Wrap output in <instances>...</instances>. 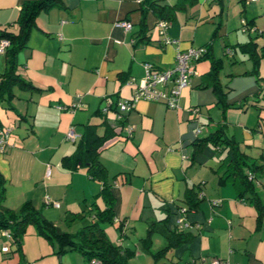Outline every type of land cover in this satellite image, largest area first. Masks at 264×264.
Wrapping results in <instances>:
<instances>
[{
	"label": "crops",
	"instance_id": "crops-1",
	"mask_svg": "<svg viewBox=\"0 0 264 264\" xmlns=\"http://www.w3.org/2000/svg\"><path fill=\"white\" fill-rule=\"evenodd\" d=\"M20 1L0 0V27H14ZM260 2L264 4V0ZM231 10V14L220 10L215 0L183 2L167 19L164 32L172 38L167 42L160 40L154 27L157 14L149 9L143 19L149 39L141 37L137 0H61V5L38 10L26 45L16 53V70L39 88L14 87L13 108L0 100V129L10 126L9 130L5 128V143L0 149V173L7 181L3 203L16 208L29 199L59 227L78 226L81 220H72L84 214L100 182L87 176L83 165L71 170L61 165V155L71 152L75 144L65 136L67 128L77 135L84 121L94 122L97 132L104 130L103 118L116 123L113 109L117 100L132 92L125 79L142 74V61L169 64L176 48L207 40L217 21L209 51L221 56V62L226 61L218 73L226 86L225 99L251 94L257 84L254 75L244 71L250 66L249 59L237 48L231 57L221 50L222 44L243 41L248 36L235 25L234 7ZM117 19L127 20L129 27L116 25ZM253 23L257 26L255 17ZM4 66L2 50L0 70ZM207 67V57L196 61V72L180 88L177 107L142 97L133 99L124 122L116 124L113 135L99 148L98 156L115 194L113 223L116 218L122 219L120 241L128 245H133L130 239L144 233L150 220L154 226L162 223L165 233L174 216L173 200L189 183L203 181V197L187 212V218L198 226L190 241L171 248L175 262L203 264L216 255L224 257L226 264H264V215L255 226L254 206L237 197L232 184H216L212 168L215 153L208 145L190 161V141L195 134L211 129L220 115L211 88L198 85L200 72ZM257 74L264 75V58L259 59ZM255 96L248 97L243 107L225 108V128L239 146L243 143L240 147L245 152L264 162L262 151L255 154L256 126L259 118L264 119L260 108H255L259 104V96ZM72 102L77 105L69 108ZM126 124L130 133L123 137ZM236 129L243 140L235 136ZM123 170L128 171L127 177L122 176ZM255 188L264 200V172L257 175ZM45 195L55 199L57 205L45 201ZM211 197L219 198L212 207L208 202ZM95 203L101 206V199L96 197ZM113 223L106 224L104 230L116 240L118 231ZM1 230L0 264H83L74 249L52 252L53 246L32 226L26 225L19 252L7 249L12 244ZM133 243L138 245L137 240Z\"/></svg>",
	"mask_w": 264,
	"mask_h": 264
},
{
	"label": "trees",
	"instance_id": "trees-1",
	"mask_svg": "<svg viewBox=\"0 0 264 264\" xmlns=\"http://www.w3.org/2000/svg\"><path fill=\"white\" fill-rule=\"evenodd\" d=\"M192 1L193 0H173L172 2H167L159 0H137L141 12V37L149 39L143 29L144 15L148 9L157 14V19H163L167 22V19L173 16L177 7L182 5L183 2ZM215 1L219 4V9L222 10L225 5L223 0ZM238 1H240L241 5L239 8L238 27L241 31L247 33L248 36L243 41L222 44L221 50L222 54L230 55L231 57L234 49L237 48L245 54L246 58L249 59L250 66L249 68L244 69V71L252 73L257 84L251 94L243 95L238 99L231 101L225 99L226 86L220 81L218 75L222 64V58L219 55H213L209 51L210 42L219 25L218 21L212 28L207 40L204 42L191 44L183 48H176L173 53L172 61L169 64L158 66L149 60L144 61L150 62L151 66L156 69L171 68L169 75L166 76L162 82H155L153 86L163 90L165 95H169L171 93L170 88L176 87L179 78V70L174 67L177 62L175 56L176 50L187 51L189 48L192 49L191 52L186 53L183 60L184 65L182 72L185 80L183 85L189 83L191 75L196 72V61L203 57L208 58V67L200 72V81L198 82V85L209 86L211 88L215 97V102L220 107V115L211 129L200 135L195 134L190 141V161L197 152L201 151L204 146L208 145L212 152L215 153L214 157L216 164L212 166V168L214 167L213 170L215 173L216 184H232L235 188L237 197L245 199L254 206L255 226H258L264 215V200L259 196L255 185L257 182V175L264 172V162L257 160V157L245 152L239 146L238 141L225 128V108L229 105H234L236 107L247 105V98L250 96L254 97V95H256L255 98L258 97L260 93H262L264 87V75L257 74L259 59L264 58V40L257 43L255 39L257 34L264 35V30L260 28L258 29V26L253 23V15L247 16L245 14L244 6L246 3H249L250 0ZM51 5H61V0H21L14 19V27H0V37H4L8 40L3 47L5 66L0 70V100H4L5 106L13 108L11 98L15 95L13 90L14 87H17L18 89L39 88L16 70V53L21 47L26 45L28 32L30 28L35 25L34 17L38 10L47 8ZM158 34L162 42L172 40V38L168 37L165 32L164 34L167 36V40L163 39L161 33ZM183 85L179 87L173 104L166 103L161 96L157 99H145L158 100L165 106L177 107L179 105L178 99L180 88ZM121 99L117 100V108L115 107L116 109H113L116 114V123H111L110 121H106V118H103L102 121L105 124L104 130L102 132H97L94 122L84 121L80 132H78L77 135L74 133L75 137L73 136V138H69L74 139L75 141L73 150L68 153H63L60 158V163L63 167L71 170L79 165H83L87 176L96 178L100 182L99 188L93 194L87 208L85 207L83 210V213L89 217L88 221L79 224L73 229H65L59 227L51 219L43 215L40 208L33 206L29 199L21 201L16 208L5 205L2 199L7 181L0 173V229L6 231V236L9 240L8 243L12 244V246L7 249L10 250L11 248V250L20 251L21 236L25 231L26 225L31 223L34 232L41 235L47 242H49V244L53 246L52 252L56 254L69 249H74L80 253L83 259V264H90L89 261L93 259L101 264H130L128 262V256L133 254L135 247L123 244L120 241L121 230L119 228L123 221L121 218H116L117 220L115 224L113 223L115 218V194L110 188L111 182L106 177L105 164L98 156L99 148L103 145L105 140L113 135L116 124H122L125 120L124 114L129 107H120L119 101ZM76 105L77 102H72L68 107L73 108ZM65 106L66 105H60V107ZM262 107H264V105L258 104L255 108L258 111L259 108ZM16 114L17 116L24 117L21 113L18 114L16 112ZM27 125L30 128V122H28ZM5 128L9 130L10 126L5 125V127L0 129V149H3L5 143L4 138L7 133ZM129 133L130 128L126 124L124 125L122 136L126 137ZM121 172L122 176H128L127 170ZM202 183L203 181H193L189 183L187 186L183 187L181 193L175 200H173L175 205L173 208L174 216L171 226L165 230L164 243L156 246L154 249L150 247L149 237L151 231L154 229V221L152 220L146 223L144 233L137 236L138 245L140 244L144 250H147L154 261L158 257H163L164 259L162 260L166 264H179L175 262L171 248L190 241L195 234L194 230L198 226V223L189 220L187 218V212L195 208L199 200L203 197L204 193L200 188ZM96 197L101 199V206H97L95 203ZM218 199V197L208 198L209 206L212 207L218 202ZM168 213L169 211L162 217L161 220L163 222L167 219ZM112 223L114 224L116 231H118L116 240L110 238L104 230L106 224ZM210 257H218L223 261L222 264H226V259L224 257L216 255ZM210 257L203 264H208Z\"/></svg>",
	"mask_w": 264,
	"mask_h": 264
},
{
	"label": "built area",
	"instance_id": "built-area-1",
	"mask_svg": "<svg viewBox=\"0 0 264 264\" xmlns=\"http://www.w3.org/2000/svg\"><path fill=\"white\" fill-rule=\"evenodd\" d=\"M116 25H120L123 28L128 27L129 22L125 19H117L114 21ZM166 25V21L163 19H156L154 22V27L158 33H161L164 40H167V36L164 34V28ZM8 42V40L4 37H0V51L3 50V47ZM192 49L189 48L187 51H180L176 50L175 56L177 59V62L175 64V68L179 70V78L176 84V87L170 88V94L165 95L163 90L153 87L155 82H162L166 76L169 75L171 68H164V69H156L153 68L150 64V62L142 61V68L143 72L138 77L135 78L133 76H128L125 79V83L131 85L132 92L131 94L123 98L119 101L120 107H130L132 105V100L138 96L144 97V98H154L157 99L158 97H163L166 103L173 104L174 98L177 96V92L179 90V87L185 83V80L183 78V60L186 55V53L191 52ZM65 136L68 138H73L74 132L71 128H67L65 131ZM1 140V139H0ZM49 167L46 166V171H48ZM44 200L50 202L52 205H57V201L55 199H51L48 197V195L44 196ZM3 234H6V231L4 229L1 230ZM90 264H101L96 260H90ZM223 261L218 257H211L208 261V264H222Z\"/></svg>",
	"mask_w": 264,
	"mask_h": 264
},
{
	"label": "rangeland",
	"instance_id": "rangeland-1",
	"mask_svg": "<svg viewBox=\"0 0 264 264\" xmlns=\"http://www.w3.org/2000/svg\"><path fill=\"white\" fill-rule=\"evenodd\" d=\"M224 4H225L224 10L225 11L227 10V12H226L227 14H231L233 12L231 10V7H234V11H235L234 14H236L235 18H234L235 25L240 30V28L238 27V25H239V18H238L239 17V8L241 6L240 1H238V0H225ZM227 7H228V9H227ZM263 10H264V4L261 3L260 0H250V2L246 3L244 6V11H246L245 14L247 16L253 15V18L254 17L256 18V24L258 26L257 28L264 30V13H263ZM252 12H253V14H252ZM255 37L257 38L256 40L258 43L261 42L262 40H264L263 34H257ZM222 63H226V61H223ZM220 70H222V69L220 68ZM220 76H223V75H220ZM222 83H223V81H222ZM263 83H264V81H263ZM261 102L264 105V87L262 89V93H260L259 98H258V103L260 104ZM260 112H261V114H264V107L260 108ZM258 122H259V124H258V126H256V131H255L256 137H257L256 138L257 142L255 143L256 144L255 154L258 155L259 151H262V154L264 156V134L262 135V133H263L262 131L264 130V119L259 118ZM235 136L238 138H242V140H243V137L241 136L239 129H236ZM240 146L241 147L243 146L242 142L240 143ZM253 149H255V148H253ZM88 218L89 217L86 214L85 215L79 214L72 221H75V219L76 220L79 219V220H81L79 224H81L83 222L88 221ZM27 226L30 227V226H32V224L28 223ZM71 228H73V226H71ZM164 234H165L164 233V227H163L162 223H160V222L157 223L156 226H154V229L151 231L150 237H149V239H150L149 243H150V247L152 249H154L157 245L164 243V241H165ZM130 240L132 241V244H133L130 246H134L133 242L137 240V237H134ZM136 247L134 248L135 250H134L133 254L128 256V262L130 264H165L162 260V259H164L163 257H160V258L158 257L154 261L151 254L147 250H144L140 246V244L136 245Z\"/></svg>",
	"mask_w": 264,
	"mask_h": 264
}]
</instances>
